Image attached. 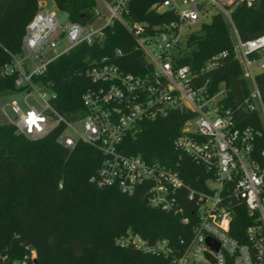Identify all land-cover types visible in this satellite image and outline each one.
I'll return each mask as SVG.
<instances>
[{"label":"built area","instance_id":"built-area-1","mask_svg":"<svg viewBox=\"0 0 264 264\" xmlns=\"http://www.w3.org/2000/svg\"><path fill=\"white\" fill-rule=\"evenodd\" d=\"M241 1L152 0L148 11L161 15L156 23L131 18V0H95L91 22L68 20L62 26L54 11L43 10L44 2L38 0L36 13L25 25L19 54L10 55L0 67V78L15 75L14 86L20 89L4 107L18 133L36 140L61 127L57 141L62 146L71 149L81 141L102 155L90 178L97 186H113L126 195L142 190L151 207L178 214L183 224L190 222L189 236L179 239L181 249L175 252L167 240L150 244L129 231L116 244L169 256L168 264H264V88L257 82V75L264 73V34L241 40L231 19ZM215 13L229 25L232 57L245 86L239 104L230 86L221 81L213 88L206 76L227 51L211 56L196 71L178 65L188 35L197 30L191 26H200L204 17ZM114 21L133 38L146 70L127 73L106 57L93 61L83 71L95 83L81 96L85 114L68 120L53 107L51 84L32 79L75 46L100 43L103 29ZM60 40L65 47L50 55ZM172 110L189 113L172 145L179 156L185 155L206 172V179H197L198 188L188 186L170 167L117 150L140 122ZM179 201L190 203L191 217ZM239 209L248 217L243 242L230 234L232 217ZM34 259L32 249L10 263L6 254H0V264H32Z\"/></svg>","mask_w":264,"mask_h":264},{"label":"trees","instance_id":"trees-1","mask_svg":"<svg viewBox=\"0 0 264 264\" xmlns=\"http://www.w3.org/2000/svg\"><path fill=\"white\" fill-rule=\"evenodd\" d=\"M38 0H0V67L19 54L25 25L37 11ZM71 22L88 23L94 18L95 0H52ZM152 0H131L128 12L136 20L158 22L152 15ZM241 40L264 34V0H243L231 12ZM119 50V54L116 53ZM228 54L210 71L213 88L237 79L245 92L238 63L232 57L229 25L215 13L208 22L191 32L178 65L198 70L213 55ZM102 57L127 73L146 70L142 53L133 38L114 21L103 29V40L79 44L48 63L34 83H50L55 94L53 107L68 120L84 115L81 96L95 86L83 75L93 61ZM15 75L0 78V96L17 93ZM264 88V73L257 75ZM232 99V94H230ZM188 112L172 110L154 120H144L127 133L117 147L125 155H138L147 163H158L177 171L190 187L206 179L204 169L185 155L179 156L172 141L180 133ZM61 127L30 140L10 123L0 124V254L8 263L21 260L32 249V264H168L169 256L143 252L132 245L120 246L116 239L127 231L152 244L167 240L173 252L181 249L179 239L189 236L190 222L178 214L151 207L142 190L132 195L113 186H97L90 180L102 161L93 146L77 141L69 149L57 137ZM178 204L190 216V203ZM248 217L244 210L234 213L230 234L244 241ZM7 263V264H8Z\"/></svg>","mask_w":264,"mask_h":264},{"label":"rangeland","instance_id":"rangeland-1","mask_svg":"<svg viewBox=\"0 0 264 264\" xmlns=\"http://www.w3.org/2000/svg\"><path fill=\"white\" fill-rule=\"evenodd\" d=\"M44 2V8L43 10L45 11H54V13L56 14L57 19L59 20L60 24L66 25V23L68 22V17L67 14L63 11L58 10L53 1L52 0H42ZM210 15L206 16L203 18L204 22H208L210 20ZM199 25L195 24L193 26H191V29H198ZM65 47V43L63 40H60L56 47L53 49V51L50 53V55H55L57 53H59L63 48ZM16 96L14 94H6V95H1L0 96V124H4V123H10L6 117V115L4 114V107L7 103H9L12 99H15ZM24 108V106H23ZM12 125V124H11Z\"/></svg>","mask_w":264,"mask_h":264},{"label":"water","instance_id":"water-1","mask_svg":"<svg viewBox=\"0 0 264 264\" xmlns=\"http://www.w3.org/2000/svg\"><path fill=\"white\" fill-rule=\"evenodd\" d=\"M230 86V91L233 94L236 103H241L242 100V93H241V87L239 84V81L237 79H232L229 83ZM200 182V180H198V183ZM206 242L209 244V240L207 239ZM213 248L216 250L217 249V244L212 245Z\"/></svg>","mask_w":264,"mask_h":264}]
</instances>
